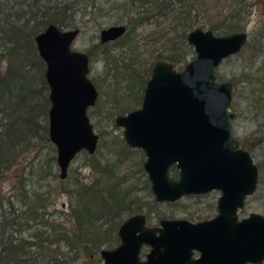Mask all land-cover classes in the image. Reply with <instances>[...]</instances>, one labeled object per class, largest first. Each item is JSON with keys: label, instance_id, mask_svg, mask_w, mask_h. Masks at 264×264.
I'll use <instances>...</instances> for the list:
<instances>
[{"label": "trees", "instance_id": "obj_1", "mask_svg": "<svg viewBox=\"0 0 264 264\" xmlns=\"http://www.w3.org/2000/svg\"><path fill=\"white\" fill-rule=\"evenodd\" d=\"M79 1L85 7L95 4L94 18L106 16L127 26L126 34L118 40L98 41L88 51L91 60L105 62L106 75L114 83L126 80L123 88L118 85L112 90L108 88L98 99L100 104L103 96H108L106 102L113 106V118L125 114L136 103L142 104L147 81L158 60L166 59L178 69H183L182 65L189 62L193 48L187 36L193 27L195 0H107L105 4L95 0ZM175 2L178 4L176 8L173 6ZM27 3L30 10L18 17L21 22L2 24L0 21V49L10 55L6 72L4 75L0 72V264H78L80 258H84L81 264H100L103 246L114 248L119 243L118 229L124 218L142 212L144 208L151 209L144 206L146 201L143 202L141 196L136 195L137 189L133 181L130 182L129 174L119 173L124 160L131 159L135 149L122 137L113 142L111 157H101L97 151L94 154L81 151L77 156L86 154L87 165L98 174L97 180L91 183L75 177L68 185L69 173L66 179L56 173V168L59 169L57 149L49 138L50 107L47 102L50 99L43 93V88L49 85L35 36L51 23L61 28H78L77 10L70 4L71 0H32ZM169 10L174 12L175 34L169 37L165 32L158 33L163 41L162 47L151 53L147 64L134 66L138 46L133 33L140 25L154 19L157 13ZM242 11L241 7L230 12L212 23L210 29L216 34L245 31ZM117 44L125 49L114 54ZM249 46L248 41L245 49ZM125 54L127 58H124ZM35 56L37 61L33 60ZM235 56L241 57V53ZM259 57V49L250 47V54L244 59L240 72L230 78L234 87L231 109L236 113L234 133L240 118L255 125L246 137L235 135L241 146L251 152L259 167L258 187L253 197L264 200V65L258 63ZM26 64L35 65L36 76L30 75ZM217 75L223 80L219 70ZM35 78L37 82H34ZM96 111H89L90 118L96 116ZM40 118L44 123L41 124ZM104 134L101 131V136ZM140 155L142 159L138 167L143 172V153ZM18 162L21 166L17 169V180L8 194L1 183L9 178L7 173ZM171 172L174 176L179 174L176 166ZM64 192L70 198V209L62 220L56 218L49 207L54 202V195ZM178 201L171 204L184 207ZM157 217L158 221L167 218L160 214ZM150 218L148 212L147 219Z\"/></svg>", "mask_w": 264, "mask_h": 264}, {"label": "water", "instance_id": "obj_2", "mask_svg": "<svg viewBox=\"0 0 264 264\" xmlns=\"http://www.w3.org/2000/svg\"><path fill=\"white\" fill-rule=\"evenodd\" d=\"M80 32L51 23L35 36L46 64L49 138L57 149L61 179L67 178L81 151L94 154L99 143L89 115L99 98L89 76L90 56L73 48ZM126 32L125 24L105 27L100 41H115ZM248 39L246 30L216 34L212 29H192L187 41L195 57L183 69L158 60L141 106L115 119L126 143L145 153L144 170L158 202L219 190L217 214L200 221L162 218L155 226L147 224L144 213L132 214L119 227L120 244L101 250L103 264L264 262V211L239 216L257 190L259 167L233 131V84L217 75L222 62L242 52ZM173 166L178 176L172 174ZM145 245L150 250L143 258Z\"/></svg>", "mask_w": 264, "mask_h": 264}, {"label": "rangeland", "instance_id": "obj_3", "mask_svg": "<svg viewBox=\"0 0 264 264\" xmlns=\"http://www.w3.org/2000/svg\"><path fill=\"white\" fill-rule=\"evenodd\" d=\"M29 1L31 3L32 0H0L1 23L8 24V22H12L13 24H18L19 22H21L18 17L21 16L25 10H30L29 6H27V2ZM95 1L100 4H105L107 0ZM70 4H72L73 7L77 10L76 20L79 24L78 28L81 29L79 36L73 43V48L88 53V51L92 49V46L96 42L100 41L101 30L105 27L115 25L117 23L106 16L99 15L97 18H94L92 12L94 11L95 4H90L88 7H85L83 2L79 0H71ZM177 5L178 4L175 2L173 6H175L176 8ZM241 7L243 8L241 19L245 24V30L249 33L250 46L247 49L244 48L242 52H240L241 57L234 55L230 60L225 59L222 62L218 70L221 72L223 80L231 81L230 78L234 76L235 72H240L242 64H245L244 59L248 58L250 54V47L259 49L260 57L258 58V63L260 65H264V0H195L192 8L194 21L193 27L189 31L197 27L205 30L210 29L212 23L218 22L230 12H234ZM106 8H108V4H106ZM84 13L85 15H83ZM173 14V10L157 13L154 19H150L144 25H140L136 32L133 33L134 38H137L138 46V50L136 53L137 55L134 56V66L141 67L143 64H147L148 59H150L151 53L155 49L162 47L163 41L162 39H159L158 33L165 32L169 35V37L175 34V19ZM63 27L64 29L73 28L72 26ZM114 48V54H118V52L125 49L120 44L115 45ZM0 53V72L4 75L8 67L10 55H5L3 49H0ZM20 54L21 56L23 55L21 52ZM195 55L196 52L193 48L191 55L188 57V61L193 59ZM121 58H127V55L125 54L124 58L122 56ZM36 59V56L33 57V60L37 61ZM26 66L27 69L30 70V75L32 77L37 75L35 65L26 64ZM182 66L185 67V64ZM105 70L106 65L104 61L95 59L91 60L89 76L99 90V100L100 95L104 90L108 91V88L112 90L113 86L117 85L123 88L126 85V80L124 79L121 80L120 84L116 82L114 83V80L106 75ZM218 79L221 80L220 78ZM35 81L37 82V78H35L34 82ZM43 90L44 95L49 97L50 88L44 87ZM107 97L106 95H104L100 104L97 103L95 106L89 108V111L97 109L96 116L91 117V120L94 124L95 131L99 134V143L96 153L101 157H111V152L115 143L114 141L118 138L124 137V129L116 125L114 121L116 119V116H114V118L112 117L113 106L110 102H106ZM47 105V107L49 108L51 102H47ZM134 105L135 107L130 110L140 107L141 103H136ZM130 110H128L126 113H128ZM40 120L41 124L44 123V119L40 118ZM114 124L116 125V127H114ZM254 129L255 125L252 122L248 121L245 118H240L237 121V132H235V134L239 135V137H246V135ZM101 131L105 132L104 136H101ZM133 149H135L134 154L131 155V159L124 160V164L119 173L124 174V172H127L129 174L131 178L130 182L132 180L137 189L136 195L141 196L143 198V202L146 201V204H144V206L146 205L151 207V209L148 210L147 208H144L141 212L146 215V218L148 212L151 215V218L147 219L148 225L153 226L159 223L157 217L158 214L165 215V217L167 218L174 216L173 218H186L191 221H199L207 217H212L217 213V199L221 194L219 190H213L205 195L194 198L184 196L178 201L182 203L184 207L177 203L172 205L171 203L173 202H158L155 198L154 193L152 192L151 182H148L149 178L145 170L143 172H140V169L138 167V164L142 159V155H140V153H143V163L146 160V155L139 148ZM20 166L21 165L19 164V162L16 163L11 168L10 172L7 173V176L9 178L1 183L4 189L8 191V194L13 182H16L17 180V169ZM56 173H58L59 175L60 169L56 168ZM96 174L97 172L91 166L87 165L86 154L82 153L77 156L70 164L68 185H70L72 181H74L75 177L81 178V180L85 183H91L97 180L98 174ZM253 196L254 195L250 196L247 199L246 205L239 211L240 217L248 216L251 212L264 211V200L262 199V197L256 198ZM53 200L54 202L49 207V211L54 213L56 218L64 220L63 216L67 213L69 214L70 209V198L68 194L65 192L57 193L54 195ZM127 217H125L124 220ZM119 244L120 239L119 243L116 246H118ZM149 248L150 247L147 245L143 247V258H145V253L149 252ZM103 249L109 248L107 246H103ZM64 250H67L66 247L64 248ZM82 260H84V258H80L77 263L81 264ZM100 264H103V259L100 261ZM262 264H264V262Z\"/></svg>", "mask_w": 264, "mask_h": 264}, {"label": "flooded vegetation", "instance_id": "obj_4", "mask_svg": "<svg viewBox=\"0 0 264 264\" xmlns=\"http://www.w3.org/2000/svg\"><path fill=\"white\" fill-rule=\"evenodd\" d=\"M81 30V29H80ZM121 38V37H120ZM118 40V39H117ZM116 41V40H115ZM248 41H249V39H248ZM110 42H112V41H110ZM90 61H91V58H90ZM98 89V88H97ZM99 91V90H98ZM143 102V101H142ZM96 105V104H95ZM94 105V106H95ZM131 111V110H130ZM211 192V191H210ZM209 193V192H208ZM205 194H207V193H205ZM205 194H198V195H188L190 198H194V197H199V196H201V195H205ZM218 199H219V197H218ZM218 199H217V205H218ZM217 214V213H216ZM215 214V215H216ZM214 215V216H215ZM213 217V216H212ZM212 217H207V218H205V219H209V218H212ZM202 220H204V219H202ZM200 221V220H199ZM160 222V221H159ZM159 224V223H158ZM158 224H156V225H158ZM153 226H155V225H153ZM119 230V229H118ZM150 249V248H149ZM262 264V263H261Z\"/></svg>", "mask_w": 264, "mask_h": 264}]
</instances>
